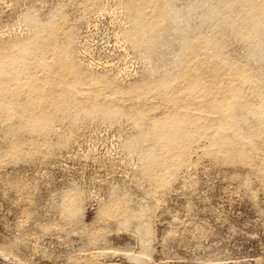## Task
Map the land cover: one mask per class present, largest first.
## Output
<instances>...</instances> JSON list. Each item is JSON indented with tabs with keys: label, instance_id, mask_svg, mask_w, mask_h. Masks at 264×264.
Masks as SVG:
<instances>
[{
	"label": "rangeland",
	"instance_id": "1",
	"mask_svg": "<svg viewBox=\"0 0 264 264\" xmlns=\"http://www.w3.org/2000/svg\"><path fill=\"white\" fill-rule=\"evenodd\" d=\"M0 264H264V0H0Z\"/></svg>",
	"mask_w": 264,
	"mask_h": 264
}]
</instances>
